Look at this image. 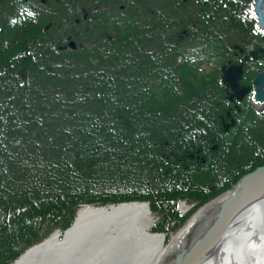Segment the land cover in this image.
<instances>
[{
  "label": "trees",
  "instance_id": "trees-1",
  "mask_svg": "<svg viewBox=\"0 0 264 264\" xmlns=\"http://www.w3.org/2000/svg\"><path fill=\"white\" fill-rule=\"evenodd\" d=\"M242 12L235 0H0V264L85 205L146 202L168 242L264 165V112L236 109L220 81L256 39ZM262 64H243V85ZM179 201L194 208L181 216Z\"/></svg>",
  "mask_w": 264,
  "mask_h": 264
},
{
  "label": "bare ground",
  "instance_id": "bare-ground-1",
  "mask_svg": "<svg viewBox=\"0 0 264 264\" xmlns=\"http://www.w3.org/2000/svg\"><path fill=\"white\" fill-rule=\"evenodd\" d=\"M254 194L217 237L210 232L228 199L199 212L162 259L164 239L149 234L153 217L146 206L128 204L81 207L64 236L54 233L13 264H179L188 257L195 258L188 264H264V186Z\"/></svg>",
  "mask_w": 264,
  "mask_h": 264
},
{
  "label": "water",
  "instance_id": "water-1",
  "mask_svg": "<svg viewBox=\"0 0 264 264\" xmlns=\"http://www.w3.org/2000/svg\"><path fill=\"white\" fill-rule=\"evenodd\" d=\"M44 0H41L43 2ZM255 14L258 17L257 25L261 30H264V0H258L256 2V6L254 7ZM69 45L71 48H75V45L70 42ZM249 51L247 54L243 55L242 61L249 62L251 60H260L264 56V47L261 46L257 41H253V43L248 48ZM222 77L221 80L227 84L230 88V95L228 100L230 102L233 101V98L237 99V101L241 102L244 97L249 93V87H241L239 80L243 74L241 65H232L228 68L224 66L221 68ZM253 87L255 92V100L259 101V103L264 102V72L258 73L253 80ZM231 122H233L231 120ZM229 126L226 125V128ZM238 182L236 188L232 193L227 194L226 196L212 201L205 205L201 211H205L209 207L214 208L216 204L220 203L223 200H227V205L223 206L222 212H224V218L219 223L217 228L211 230V234L217 237V234L223 231L228 220L234 215L239 208H241L246 202L250 199L258 197L255 192L259 191L261 186H264V166L258 167L255 171L248 173L243 176ZM200 211V212H201ZM202 211V212H203ZM164 254V253H163ZM163 255L160 256V258ZM165 256V255H164ZM162 259V258H161ZM195 260V258H185L183 261H180L179 264H188Z\"/></svg>",
  "mask_w": 264,
  "mask_h": 264
},
{
  "label": "flooded vegetation",
  "instance_id": "flooded-vegetation-1",
  "mask_svg": "<svg viewBox=\"0 0 264 264\" xmlns=\"http://www.w3.org/2000/svg\"><path fill=\"white\" fill-rule=\"evenodd\" d=\"M235 1H236V5L238 7H244L243 12L241 13L240 16H242L244 18V21L249 26L253 27L254 33H256V35H258L264 43V32H262L256 26L258 18H257V15H255L254 11L252 10V7L254 6L255 2H257L258 0H235ZM253 24H255V26H253ZM253 102H254V100H253ZM248 103H250L252 105L251 101H248ZM253 105L255 108H258L261 110L264 109V104L260 105L259 103L254 102Z\"/></svg>",
  "mask_w": 264,
  "mask_h": 264
},
{
  "label": "rangeland",
  "instance_id": "rangeland-1",
  "mask_svg": "<svg viewBox=\"0 0 264 264\" xmlns=\"http://www.w3.org/2000/svg\"><path fill=\"white\" fill-rule=\"evenodd\" d=\"M262 43V42H261ZM224 123H227V122H224ZM224 123H223V125H224ZM258 167H262V166H258ZM257 169V168H256ZM255 169V170H256ZM254 170V171H255ZM253 172V171H252ZM250 173V172H249ZM245 176V175H244ZM236 188V187H235ZM235 188H233V189H231V190H229V191H226V193L225 194H222V195H220V196H218V197H216V199H214V200H217V199H220V198H222V197H224V196H226L227 194H229V193H232L233 191H234V189ZM210 202H212V201H209V202H207V203H205V205H207L208 203H210ZM205 205L204 206H202L201 208H199L195 213H194V215L184 224V226H183V228H181L176 234H174V236H172L171 237V239L168 241V242H165L164 244H163V248H162V250H163V253H165L167 250H168V248L171 246V244L174 242V240H176L177 239V237H179L180 235H182L183 233H184V231L188 228L187 226L191 223V222H193L194 221V219H195V217L197 216V214L200 212V210L202 209V208H204L205 207ZM182 206V205H181ZM186 207V206H185ZM185 207H181V212H184V210H186V208ZM152 216V215H151ZM153 217V216H152ZM154 218V217H153ZM157 219H156V217L153 219V223L156 221ZM153 223H152V225H153ZM151 225V226H152ZM151 228V227H150ZM163 253H162V255H163Z\"/></svg>",
  "mask_w": 264,
  "mask_h": 264
}]
</instances>
